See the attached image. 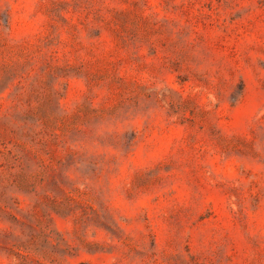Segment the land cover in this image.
<instances>
[{
	"label": "rangeland",
	"instance_id": "rangeland-1",
	"mask_svg": "<svg viewBox=\"0 0 264 264\" xmlns=\"http://www.w3.org/2000/svg\"><path fill=\"white\" fill-rule=\"evenodd\" d=\"M0 264H264V0H0Z\"/></svg>",
	"mask_w": 264,
	"mask_h": 264
}]
</instances>
